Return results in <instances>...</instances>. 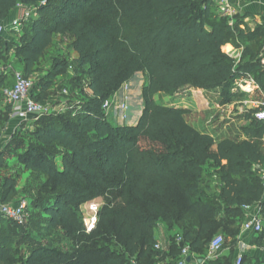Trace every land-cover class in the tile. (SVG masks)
I'll return each instance as SVG.
<instances>
[{
  "label": "trees",
  "instance_id": "1",
  "mask_svg": "<svg viewBox=\"0 0 264 264\" xmlns=\"http://www.w3.org/2000/svg\"><path fill=\"white\" fill-rule=\"evenodd\" d=\"M20 6L35 7L39 16L25 23L16 46L0 36V60L13 52L24 75L33 77L55 36L68 34L79 57L75 66L66 60L56 69L77 73L87 67L91 94L76 104L73 116H51L38 125L18 155L27 170L45 174L51 194L41 204L44 222L59 228L70 245L36 241L28 254L17 256L19 247L5 239L0 264H157L167 256L155 248L159 223L178 232L171 235L172 254L180 251L177 234L202 254L222 228L236 243L244 206L258 204L264 212L257 174L264 166V123L254 117L259 108L246 114L245 138L216 142L188 122L186 109L161 105L156 95L220 88L230 97L249 76L264 90V63L253 48L264 39V28H250L245 20L253 15L229 18L215 0H0V21ZM230 43L242 49L240 59L228 54ZM138 72L147 75L143 112L136 124L113 126L103 104ZM12 77L11 69L2 74L0 88H11ZM53 81L51 73L41 78L32 97L42 102ZM74 83L67 81L71 91ZM4 186L0 201L8 203L16 181L8 177ZM99 197L104 202L88 232L78 208ZM0 218L7 235L10 222L24 227ZM263 237L264 231L257 236L261 242Z\"/></svg>",
  "mask_w": 264,
  "mask_h": 264
},
{
  "label": "rangeland",
  "instance_id": "2",
  "mask_svg": "<svg viewBox=\"0 0 264 264\" xmlns=\"http://www.w3.org/2000/svg\"><path fill=\"white\" fill-rule=\"evenodd\" d=\"M217 2H221L220 4L218 3L220 12L229 18L240 17L245 14L244 11L232 9L226 0H218ZM22 13L23 8H18L15 15L20 16ZM38 16L39 14L36 12L33 18H38ZM245 22H247L251 29L262 31L264 28V22L257 15L248 17ZM26 28L27 26L20 28V31L16 32V34L11 33L10 29H8V31L4 32L5 38L9 36L11 44L16 46L19 44L21 32L26 30ZM72 42L73 37L68 34L55 36L53 44L47 49L45 55L36 66V71L33 75L36 85L41 78L47 76L49 73L54 76L52 85L47 92L42 93V95L44 94L42 102L45 106V111L39 116L22 122L18 121L12 116V110L10 111L7 107L4 89L0 88V160L3 164L0 168V196L5 191L4 184L6 178L11 177L16 181V192L8 203L26 204L24 227H18L10 222L11 232L7 235L1 227L0 222V242L5 239H9V241L13 240L19 247L18 253H16L17 256L28 254L30 244H34L36 241L61 248L70 245V241L65 238L59 228H53L44 222L45 214L42 211L41 204L51 194L49 189L44 185L46 180L45 174L27 170L18 161V155L33 141L32 132L38 125L44 124L51 116H73V113L76 111L74 109L76 104L84 100L87 94H91L88 88L87 67H85V71L82 68L77 73H74L72 68L66 73H60L56 69L58 62L66 60L75 66V61L79 57V54L69 48ZM228 46L231 47L230 50H234L233 54H235V44L230 43ZM253 48H255L263 60L264 39L260 38L259 43L253 45ZM228 54L231 53L229 52ZM14 61L15 55L13 52L5 55L4 59L0 60V77L12 68L22 70V67ZM71 78H75L74 91H71L67 86V81ZM248 81L252 83L250 79L239 81L237 86L232 89L230 97L223 95L222 90L206 93L202 90L185 88L174 94L159 93L156 95V101L161 105L177 106L186 109L188 122L195 128L212 134L216 142L224 138L242 139L245 138L243 128L249 124V121L246 119L247 112L264 107V90L263 93L260 91L255 94L253 92L249 93L253 89L248 87ZM146 82L147 75L138 72L108 99L110 107L103 109V111L113 126L118 127L137 123L144 108L142 87ZM245 87H248V89H245ZM39 91L40 88L36 87L35 93ZM257 174L259 182L264 186V166L261 167ZM103 202V198L99 197L79 205V216L83 227L88 232L96 225L98 211ZM258 210L260 213L261 208L258 204H255L253 212ZM219 214L224 216L223 209H220ZM260 215L264 220V212ZM238 216L243 219V222L236 238V243L238 238L243 239L248 236L243 231V223L247 219V212L245 211ZM230 217L229 215L226 216V218ZM233 217L236 218V216H232L231 218ZM7 224L8 222L4 221V225L7 226ZM225 230L222 228L216 231L209 237V242L216 236L222 235L224 237L223 248H233L234 244H236L234 243L235 239L232 235L226 233ZM176 233L178 232H174V234ZM251 237L253 241L258 242L256 235H252ZM3 243H7V241L5 240ZM178 249H176L177 252ZM252 262L254 260L251 258L246 260V264H251Z\"/></svg>",
  "mask_w": 264,
  "mask_h": 264
},
{
  "label": "built area",
  "instance_id": "3",
  "mask_svg": "<svg viewBox=\"0 0 264 264\" xmlns=\"http://www.w3.org/2000/svg\"><path fill=\"white\" fill-rule=\"evenodd\" d=\"M34 13H36L35 7L23 8L22 15L16 16L9 22L0 21V36H3L4 32L8 31V29L15 30L16 32L20 31V28L33 17ZM11 70L13 71L14 85L4 90L6 104L13 108L15 116L21 122L39 116L45 111V106L43 102L37 101L32 97V89L35 84L34 78L26 77L22 70L13 68ZM247 79L254 81L251 76ZM108 107H110V102L106 100L103 104V109H107ZM254 117L264 123V107H260L258 111L255 112ZM254 205L244 206V210L247 212V219L243 223V231L259 236L264 231V220L259 210L252 212ZM0 216L23 225L26 221V204H9L0 201ZM175 240L180 246V257L175 264H200L191 260L188 261V258L192 257L191 247L183 243V237L181 235L177 234ZM262 243L264 244V237ZM223 245L224 237L222 235H218L211 240L208 247L209 257L215 258L220 254ZM155 248L164 251L159 243ZM243 262L244 255L239 254L236 258V264H243ZM133 264H138V262L133 261Z\"/></svg>",
  "mask_w": 264,
  "mask_h": 264
},
{
  "label": "crops",
  "instance_id": "4",
  "mask_svg": "<svg viewBox=\"0 0 264 264\" xmlns=\"http://www.w3.org/2000/svg\"><path fill=\"white\" fill-rule=\"evenodd\" d=\"M215 1L217 2L218 0ZM226 1L227 3H229L232 9H235L237 11H244L245 13H250L253 16L254 15L260 16V18L264 22V0H226ZM217 3L220 4L221 2H217ZM18 8H22V7L20 6ZM16 10L12 12L11 16L8 19V22L16 17L15 15ZM234 49L236 53L230 55L234 58L240 59L242 54V49L240 50L236 48ZM263 55H264V50H263ZM12 78L14 79V77ZM251 82L252 83L248 81L249 84L248 87L252 88L253 90L249 91V93L253 92L255 94L258 93L259 91L263 93V89L259 87V85L255 81L251 80ZM248 87H245V89H248ZM217 90H221V89L217 88L214 90H202V91L207 93ZM11 110H12V116L15 117L18 121H20L15 116V112L13 108ZM253 208H255V205ZM173 233L174 231L169 230L168 227L163 223H159L158 227L155 229V237L158 240V243L162 246L165 254L167 255L165 260L160 261L157 264H173L180 257V251L178 252L176 251L175 254L171 253L172 250L171 235ZM245 233H247L248 235L247 237L243 239L238 238V241L236 244H234L233 248H229V249L222 248L220 254H218L215 258H210L208 253L202 254L199 252H192V257L190 260L193 262H198L200 264H236V258L239 254L244 255V264H246V260L248 258L254 260V262H252L253 264L256 261L262 260L264 258V244L258 238H257L258 242L253 241L251 237L253 234H251L250 232H245Z\"/></svg>",
  "mask_w": 264,
  "mask_h": 264
},
{
  "label": "bare ground",
  "instance_id": "5",
  "mask_svg": "<svg viewBox=\"0 0 264 264\" xmlns=\"http://www.w3.org/2000/svg\"><path fill=\"white\" fill-rule=\"evenodd\" d=\"M229 52H230L231 54H233L234 50L232 51V50L229 49Z\"/></svg>",
  "mask_w": 264,
  "mask_h": 264
},
{
  "label": "water",
  "instance_id": "6",
  "mask_svg": "<svg viewBox=\"0 0 264 264\" xmlns=\"http://www.w3.org/2000/svg\"><path fill=\"white\" fill-rule=\"evenodd\" d=\"M191 258H188V261H190Z\"/></svg>",
  "mask_w": 264,
  "mask_h": 264
}]
</instances>
